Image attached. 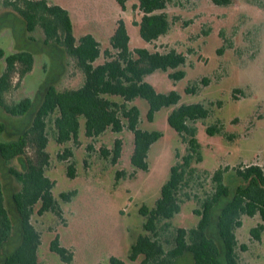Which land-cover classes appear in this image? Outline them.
Masks as SVG:
<instances>
[{
	"label": "rangeland",
	"instance_id": "374dc122",
	"mask_svg": "<svg viewBox=\"0 0 264 264\" xmlns=\"http://www.w3.org/2000/svg\"><path fill=\"white\" fill-rule=\"evenodd\" d=\"M48 1L69 10L76 38L91 34L99 41L102 54L95 64L104 61V51L111 49L109 39L119 19L127 25L131 50L147 48L166 53L175 49L186 57L185 65L180 68L186 73L182 80L173 81L169 73L162 71L147 77L160 93L176 91L181 96L180 104L203 103L210 111L207 119L195 124L202 160L192 165L196 170L194 180L185 191L190 197L180 196L181 212L171 220L172 226L162 239L172 242L176 228L189 230L197 225L199 217L195 210L212 190V176L220 167L237 168L254 163L264 170V0H231L225 6L216 5L213 0H170L163 12L171 21V30L152 43L140 37L133 23L142 15L133 9L138 0H128L125 10L117 0ZM0 49L6 54L28 51L35 58L34 68L24 80L19 82L17 75L13 78L12 89L6 95L9 103L27 97L36 109L49 86L73 89L84 81V74L63 48L46 45L40 29L27 33L21 17L3 5L0 6ZM4 69L5 60L0 59V76ZM188 87L195 88V92L187 93ZM132 104L140 109L141 129L163 134L148 152V171L137 170L130 162L134 139L128 129L121 134L108 130L98 138H88L82 118L76 143L60 145L50 135L47 147L50 164L46 174L56 182L54 195L61 205V214L39 215L37 206L32 216L31 222L42 241L39 264H109L112 256L130 264L141 262V259L131 262L128 258L137 237L146 234L140 209L155 206L171 167L181 160L177 154L185 156L187 145L168 124L173 108L161 109L149 121L147 101L137 99ZM31 121L32 116L15 119L0 110V122L7 126L2 138L15 139ZM211 126L220 127L222 133L208 135L206 130ZM117 138L123 141V152L119 162L113 165L103 150L111 151ZM68 148L72 156L62 160L59 156ZM70 164L76 169L74 178L67 174ZM13 165L19 168L17 162ZM118 172L123 175L117 177ZM0 176L8 208L15 214L11 196L17 190V183L1 162ZM63 192H75V195L65 202L60 197ZM242 221L243 226L236 233L240 262L264 264V232L261 241L250 233L262 222L260 216H243ZM56 236L72 254L70 263L51 252L50 244ZM18 242L16 229L5 252H11ZM3 257L0 256V264ZM176 264H193V261L190 255H185Z\"/></svg>",
	"mask_w": 264,
	"mask_h": 264
},
{
	"label": "trees",
	"instance_id": "16d2710c",
	"mask_svg": "<svg viewBox=\"0 0 264 264\" xmlns=\"http://www.w3.org/2000/svg\"><path fill=\"white\" fill-rule=\"evenodd\" d=\"M128 0H117L125 10ZM216 5L225 6L231 0H213ZM170 0H138L134 10L142 13L133 23L139 29L140 37L146 43L157 41L171 30V21L163 12ZM10 7L25 24L27 33L40 29L46 45L54 44L64 49L84 74V81L78 88L58 89L49 86L38 108L34 109L31 98L9 103L6 95L13 86L15 75L19 82L32 72L34 55L28 51L6 54L0 49V59L5 60V69L0 76V110L15 119L32 116L29 126L19 131L15 139L4 140L6 123L0 122V162L17 183L12 194V208H8L4 183L0 176V256L2 264H39L38 254L41 235L32 224V216L48 212L61 214V205L54 195L56 182L49 178L46 169L50 164L47 147L50 135L64 145L76 143L80 134L81 119L85 120V135L98 138L106 131L121 134L125 129L133 134L134 148L130 162L141 171H148L147 157L151 146L163 137L159 131L140 128L141 113L137 99H144L149 105L147 119L153 121L156 112L173 108L167 121L187 145V154L177 158L170 169V177L161 188V196L152 209L142 207L140 214L145 218L143 228L146 234L139 235L131 246L129 260L139 264H176L185 255H190L193 264H242L237 249V230L243 226L242 217L260 216L261 223L252 228L251 236L261 241L264 232V170L260 165L229 168L220 167L212 176V190L200 200L195 210L199 217L191 229L176 228L172 242L162 239L171 228V220L181 212V195L194 180L195 161L201 162V145L195 124L209 117L210 111L203 103L180 104L181 96L174 90L160 93L148 82L147 77L157 71L169 73V79L179 81L185 78L186 57L172 49L166 53L150 51L147 48L131 50V36L123 19H119L109 43L111 49L103 53L104 61L95 64L101 57L99 41L91 34L76 38L69 10L50 3L48 0H0V6ZM31 39V36H30ZM173 71V72H172ZM204 83L206 81L204 80ZM194 93L195 88H187ZM210 136L221 134L220 127L207 128ZM31 149V152L28 150ZM123 141L117 138L111 151L103 154L111 157L116 165L122 157ZM72 150L66 149L59 156L66 160ZM17 162L19 168L13 163ZM75 166L67 168L69 178L75 177ZM123 175L117 173V177ZM75 192H63V201H70ZM19 231V242L11 252L5 246ZM166 244H171L167 247ZM246 250L245 245H241ZM50 250L63 262L70 263L72 254L61 245L56 236ZM109 264H130L112 256Z\"/></svg>",
	"mask_w": 264,
	"mask_h": 264
}]
</instances>
